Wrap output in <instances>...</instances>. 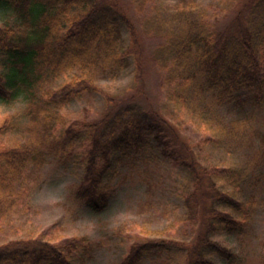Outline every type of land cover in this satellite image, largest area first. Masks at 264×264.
<instances>
[{"label": "trees", "instance_id": "trees-1", "mask_svg": "<svg viewBox=\"0 0 264 264\" xmlns=\"http://www.w3.org/2000/svg\"><path fill=\"white\" fill-rule=\"evenodd\" d=\"M132 1L142 31L155 39L148 59L163 72L164 110L171 118L150 104L146 71L152 65L121 0H0V10L13 12L19 21L18 27L0 25V100L24 93L29 120L13 113L0 123V218L10 214L0 224L12 223L13 207L26 195L22 188L34 174L40 176L49 157L78 166L75 199L94 211L104 210L116 191L111 182L120 165L159 157L157 137L164 133L169 141L162 151L187 171L189 208L200 201L202 177H214V203L203 220L206 232L192 244L167 237L137 242L123 264H138L145 257L157 263L219 264L211 256L215 253L226 264H239L235 253L212 235L246 230L252 199L236 196L246 169L213 164L210 170L203 164L199 171L178 125L193 123L211 132L209 141L219 143L218 136L230 141L254 108L264 107V0H225L234 15L223 28L211 25L207 10L193 0ZM127 71L131 77L120 92L103 93L102 79L116 80ZM100 94L105 106L98 116L87 113L65 123L64 106ZM187 217L194 220V213ZM0 231V264H75L73 258L83 259L95 248L89 238L55 243L44 239L46 233L42 239H11L9 230Z\"/></svg>", "mask_w": 264, "mask_h": 264}, {"label": "rangeland", "instance_id": "rangeland-1", "mask_svg": "<svg viewBox=\"0 0 264 264\" xmlns=\"http://www.w3.org/2000/svg\"><path fill=\"white\" fill-rule=\"evenodd\" d=\"M121 1L135 24L132 32L138 33L141 50L149 61L148 50L155 39L142 31L140 17L133 1ZM193 1L207 10L211 25L223 28L233 18L234 12L225 8V0ZM168 2L172 4L177 0ZM18 22L13 12L0 10V25L8 23L18 27ZM149 62L152 66H149L150 69L146 72L150 104L155 112H162L171 118L164 110L166 93L160 84L163 72L157 64ZM0 71H4L2 60ZM130 77V72L127 71L116 80L102 79L100 84L103 93L108 90L120 92ZM65 79L63 76L60 82ZM103 95L74 100L64 106L61 113L65 123L81 120L87 113L98 116L105 106ZM24 97L22 93L16 97L12 95L10 101L0 100V123L13 113H21L22 121L29 122L26 114L28 99ZM185 113L189 115L188 112ZM227 113L226 119L231 114ZM169 122L172 123L170 120ZM178 129V135L185 138L197 156L199 171L203 170V164H208L210 170L213 164L225 169L229 166L246 169L248 176L244 178L241 190L236 195L240 200L252 199L253 213L249 223L244 226L246 230L240 234L220 232L213 234L212 238L232 250L239 264H264V107H255L248 121L230 141L228 137H223L222 140L221 136L216 137L219 143L215 142V139L209 141L211 132H206L193 123L184 122L178 125ZM18 136L17 133L16 137ZM164 136V133L158 135L160 144L155 152L160 156L150 163L132 161L120 165L111 182L116 186V191L102 211L82 206L75 199L73 190L81 176L78 166H67L62 160L49 157L46 165L38 172L40 176L34 174L26 182L27 188H22L26 195L23 193L20 203L14 205L12 223L0 224V228L9 230L8 238L11 239L29 235L42 239L41 233H46L45 240L55 243L73 237H79L80 241L85 242V238H89L95 243V248L83 259L78 256L73 258L75 264H123L132 245L148 239L167 237L192 244L198 236L206 232L203 220L204 217L208 219L207 211L214 203V177L212 174L202 177L200 201L189 208L186 204L187 171L180 162L166 156L162 151L163 143L169 141ZM150 137L154 138V133ZM218 185L220 186V183ZM189 199L192 202L193 199ZM189 211L194 213V220L187 217ZM9 215L4 219L0 218V223L5 222ZM211 256L219 264H226V258L220 254ZM138 264L171 263H157L145 257Z\"/></svg>", "mask_w": 264, "mask_h": 264}]
</instances>
